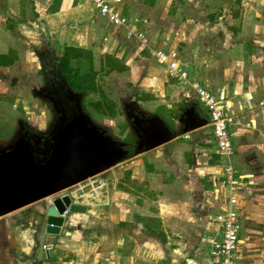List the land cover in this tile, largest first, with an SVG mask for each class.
Listing matches in <instances>:
<instances>
[{"label":"crops","instance_id":"crops-1","mask_svg":"<svg viewBox=\"0 0 264 264\" xmlns=\"http://www.w3.org/2000/svg\"><path fill=\"white\" fill-rule=\"evenodd\" d=\"M33 1L36 13L40 12L39 0ZM108 1L127 19L126 26L113 24L93 4L84 0H46L45 6H50V12L45 15L39 13L40 16H37V20L44 19L45 21L38 22L39 24L36 21L32 23H35L36 28H46L54 35V39L60 41H66L65 33L68 31V27H71L72 40L77 37L83 44H97L99 39L102 47H105L104 50H108L111 45L116 46L120 43L125 47L131 43L133 46L137 41L139 45L143 46V49H149L154 56L152 65L147 59L143 61L145 67L141 65L149 75L141 80V85L149 88L143 90H150L149 92L152 93H145L146 99L154 100L159 96L166 97L168 90L170 91L169 100H157L158 104L167 103L169 107H172V103L176 100L179 103H185L184 105L188 107L194 106L193 102H196L194 119L198 126L192 128L191 124L190 126L183 124L188 133L184 138L189 137L190 133L196 138H201V134L202 136L203 134L209 135H206L205 139L201 141V146L198 144L195 147H189L191 151H187V148L177 149L175 147L174 142L182 135L162 144L164 145L162 149L164 173L160 182L157 180L160 173L152 171L153 167L150 163L146 165L138 160L141 156L148 154L150 152L148 150L130 158L129 160L132 162L126 165L123 171H113L114 179L117 181L116 186H118L121 183L124 170L129 168L132 171V182L137 184L135 186L149 187L152 196L147 194L145 195L147 198H144V193L143 196L133 194L131 197L135 198L133 199L135 204L130 205V194L125 190L115 189L116 195L113 204L116 206V212L105 217L101 241L94 249H83V241L80 244L70 243L73 239L65 237L70 234L66 229L70 228L71 231H74L76 226L67 225L58 235L60 236L59 244L49 243L48 238H44L45 243L40 242L42 249L47 252V258L38 256L39 247H36L32 262L27 260L21 264H210L208 240L210 237L216 236L219 225L215 221V216L226 209L229 193L228 189L221 184L225 178V161L223 162L224 159L218 151L208 109L203 103L198 102L196 91L192 86L175 80L169 74L168 67L158 61L157 51L175 56L171 53L175 49H172L175 43L172 41L170 45L164 44L154 49L147 35L153 30L152 25L156 23L153 21L154 19L149 21L147 26L139 21L136 22L138 14L129 16L124 12L126 3H128L132 6L133 12L136 10L141 12L142 9L150 15L157 7V3L154 4L155 0H143L145 3L141 6L139 0ZM2 8L4 7L0 3V10ZM0 16H3L1 12ZM97 25H100L101 39L96 32ZM213 26L217 35H204L199 39V30L194 34L189 31L188 25H185L186 30L182 31V36L190 43L186 42L181 53L188 59L190 68L195 72L191 75L188 71L190 79H199L213 94L224 98L227 110L239 119V122H235L229 127L231 137L234 136L233 139L231 138L233 142L232 163L233 165L237 164L236 167L234 166L236 178L243 186V190L237 193L238 208L242 214L237 264H264V71L261 64L250 63L247 60V58H251V55L246 49H252V46L255 48V44L249 36L241 32L235 35L236 28L228 27L223 23H213ZM128 28L137 33H145L148 37V44L143 43L138 36L130 35ZM175 33L172 34L175 35ZM212 41L217 52L213 51L210 56L208 50L212 48L210 46ZM195 44L193 50L192 46ZM67 45L73 44L67 43ZM206 45L208 47H205ZM83 46L81 47L85 48ZM124 46H122L123 49ZM216 57H220L221 60L214 61ZM141 66L133 65V79L138 80ZM243 67H251V74L256 75L252 77V80L262 79L260 87H258V83L248 85L247 90H243L238 84L234 87L231 86L235 82L244 83L245 70L242 69ZM150 79L155 80L154 85L149 84ZM181 95L183 97L180 99ZM199 110L208 119L202 118ZM204 142H212L214 148L204 145ZM148 156L154 162L159 160L157 154L149 153ZM213 157L218 162L217 166L211 161ZM129 160H125V162ZM217 170L219 171L218 176L215 173ZM138 172L142 174L140 177ZM209 173L214 175L205 179ZM111 183L109 182L105 187V191L110 189ZM155 192H157L156 195ZM97 194L100 195L99 192ZM136 198H142L144 205L136 204V201L138 202ZM87 213L73 215L74 223L82 219V215H86L84 216L86 219ZM33 231L35 233L37 228L33 227ZM157 232L162 233L165 240L159 237ZM43 234L50 236L49 234L45 235V232ZM43 245H47L49 249H45ZM29 246L28 244V250Z\"/></svg>","mask_w":264,"mask_h":264},{"label":"rangeland","instance_id":"rangeland-1","mask_svg":"<svg viewBox=\"0 0 264 264\" xmlns=\"http://www.w3.org/2000/svg\"><path fill=\"white\" fill-rule=\"evenodd\" d=\"M45 1L39 0L41 5V10L38 12L39 16L41 13L45 15L50 12V6L46 7ZM139 2L140 6L145 3L143 0H139ZM0 3L4 7L0 10L3 15L0 16V53L8 54L13 59V62L7 66H0V151L14 146L22 137L24 129H29L33 133V143L36 146L48 147L49 138L58 126L61 113L54 101L43 95V91L49 87L48 69L50 68L46 65V62L50 59H53V61L58 60L60 62L59 76L68 84L66 76L61 71L62 57L67 43L73 44L71 46L76 45L75 47L79 48L86 45L83 46L84 49L91 51V58L76 59L73 64L83 71L93 69L96 85L95 91L81 92L72 90L68 84L70 90L81 95V105L93 125L107 133L112 139L126 142L131 146L128 147L129 157H126L123 160L124 162H118L111 169L98 174V177L109 178V182H112L110 189L105 191V189L99 188L98 191H95L87 187L86 192L89 194L87 201L91 204L88 212H90L87 213L86 219L84 218L86 215L81 216L82 219L76 222L77 225L74 231H71L70 228L66 229L70 234L65 237H72L73 239L70 243L80 244L83 241V249H94L101 241L102 225L106 219L105 217L116 212V206L113 204L116 195L115 189L125 190L130 194V197L133 194L143 196V193L144 198H147L145 196L147 194L150 197L152 196L149 187L135 186L137 184L132 182V171L129 168L124 170V175L118 186H116L117 181L114 179L113 171H123V168L132 162L129 160L130 157H134L136 151L141 149L136 146L139 135L135 134L136 130L131 120L132 116H129L126 104L131 105L132 111L139 110L138 115L143 113L146 116L159 117L175 137L182 135L174 142L177 149L183 147L187 148V151H191L189 147H195L198 144L201 146V141L209 134H203V136L201 134V138H196L190 133L189 137L184 138L188 134L187 128L181 124L177 117L182 109L186 107L185 103H179L175 100L174 103L171 101L173 106L169 107L167 103L158 104L156 102L157 100H169L170 91L167 90L166 97L159 96L154 100L146 99L145 93H152L149 92L150 90H143L146 87L141 85V80L149 76L145 72L143 61L147 59L152 65L154 56L149 49H143V46L139 45L137 41L133 46H131V43L125 47L120 43L116 46L113 45L114 47L111 45L108 50H104L105 47H102L99 39L97 44H83L77 37L72 40L71 27H68V31L65 33L66 41L56 40L54 35L46 28L42 29L38 26L36 28L35 23H32L34 21L36 23L45 21L44 19L37 20L39 16H36L37 10L36 6H33V0H0ZM156 3L157 7L152 12L150 10V15L142 9L141 12L138 10L133 12L132 6L128 3H126L124 12L129 16L138 14V18L134 16L138 19H135L136 22L139 21L147 26L149 21L154 19L153 21L156 23L152 25L153 30L147 33L154 49L164 44L170 45L173 41L175 46L172 49H175L171 53L181 59L184 64L187 63L185 67L191 75L195 72L190 68L188 59L181 53L187 44L186 42L190 43V41L182 36V31H185V25H188L189 31L194 34L199 30V39L204 35H217L213 23H223L228 27H235V35L241 32L249 36L255 44V48L252 46V49H246L248 54L251 55V58H247V60L250 63L261 64L260 66L264 71V0H155L154 4ZM44 6L45 10L43 9ZM233 24L235 26H232ZM99 27L100 25L95 27L98 36L101 32ZM216 27L220 28L221 26ZM174 32H176L175 35L172 34ZM213 44L212 41L210 44L212 48L208 50L210 56L213 51L217 52ZM122 46H124V49ZM195 46L196 44L192 46L193 50ZM147 50L148 52H146ZM108 56L116 61L117 69H111V65L108 64ZM219 60H221L220 57L214 58V61ZM134 64L144 66H141L138 80L133 79L132 67ZM120 67L124 68L120 69ZM242 69L245 70L244 83L235 82L232 83V87L238 84L240 88L247 90L252 84L258 83V87L262 85V79L252 80V77L256 75L251 74V67H243ZM154 83L155 80L150 79L149 84L154 85ZM181 97L183 96H179L180 99ZM112 104L114 105V112H111L110 109ZM201 106L204 107L203 104ZM199 111L202 118L208 119L201 110ZM236 122H239V119ZM233 137L232 135L231 138L233 139ZM199 140L200 142H198ZM204 143V145L214 148L212 142V144ZM163 147L164 145H161L148 150L149 153L157 154L159 163L151 160L148 156L149 153L138 158L141 163L146 165L150 163L153 167L152 171L160 173L157 176L158 182L162 180L164 173ZM35 156H37L36 152ZM125 160L129 161L125 162ZM211 161L216 166L218 165L214 157ZM234 166L236 167L237 164L234 163ZM215 173L217 176L219 175L218 170ZM137 174L139 177L142 175L139 172ZM211 175L214 174L209 173L205 176V179L211 177ZM146 183L149 184V182ZM78 187V185H75L64 192H75ZM215 192L217 193L216 185ZM156 194L157 192H155ZM54 197L55 195L44 198L0 217V264H21V262L27 260L32 262L36 247H39L37 255L47 258V252L40 245L42 241L45 243L44 238H48L49 243L54 245L60 243L58 240L60 236L55 235L53 237L49 234L48 237L43 234L46 231L47 207ZM133 199L135 198L131 197V200H129L130 205L135 204ZM136 200H138L136 204L144 205L142 198H136ZM33 227L37 228L35 233ZM45 235L48 234L45 233ZM28 244L30 245L29 250L27 249Z\"/></svg>","mask_w":264,"mask_h":264},{"label":"water","instance_id":"water-1","mask_svg":"<svg viewBox=\"0 0 264 264\" xmlns=\"http://www.w3.org/2000/svg\"><path fill=\"white\" fill-rule=\"evenodd\" d=\"M52 74L56 86L51 83L55 87L46 94L61 113L58 128L49 138L44 161L36 158L30 137L22 136L14 146L0 151V217L55 195L47 207L46 232L60 235L65 225L62 214L67 208L72 214H86L89 210L64 191L111 169L127 157V151L91 123L81 106V95L70 90L59 71ZM191 125L198 126L196 119ZM163 127L161 130L154 123L153 141L136 154L175 137L167 126Z\"/></svg>","mask_w":264,"mask_h":264},{"label":"built area","instance_id":"built-area-1","mask_svg":"<svg viewBox=\"0 0 264 264\" xmlns=\"http://www.w3.org/2000/svg\"><path fill=\"white\" fill-rule=\"evenodd\" d=\"M84 1L93 4L113 24L127 25V19L121 15L118 9L112 7L108 0ZM128 33L138 36L143 43L148 44V37L145 33H137L130 28H128ZM156 55L158 61L168 67L169 74L175 80L180 81L184 85H190L195 89L198 101L203 103L208 109L209 120L213 127V135L218 145V151L225 161V178L221 181V184L228 189L229 193L226 209L215 216V221L219 225L216 236L210 237L208 240L210 244V264H237V251L242 229V214L238 208L239 199L237 193L243 190V186L236 178V169L232 163L233 142L229 131L230 125L237 120L236 115L231 114L227 110L224 98L213 94L199 79L191 80L185 68L186 65L179 58L162 51H157ZM108 184V178L96 175L81 182L75 192L69 193L78 203L89 207L91 204L87 201L89 196L86 192L87 187L98 191L99 188L105 189ZM62 215L65 217L64 227L77 225L73 219L75 214H72L69 208ZM45 233L47 232L45 231ZM43 247L49 249L47 245H43Z\"/></svg>","mask_w":264,"mask_h":264},{"label":"flooded vegetation","instance_id":"flooded-vegetation-1","mask_svg":"<svg viewBox=\"0 0 264 264\" xmlns=\"http://www.w3.org/2000/svg\"><path fill=\"white\" fill-rule=\"evenodd\" d=\"M46 65H48L49 68H50V69H48V84H49V87H48V89L43 91V93H44L43 95H45L46 97H49L50 99H52L49 95L46 94V92L50 91L54 85L56 86L55 82L52 81V79L54 78L55 74H52V73H54V70L60 71V62L58 60L53 61V59L52 60L50 59V61L46 62ZM51 83L54 84V85L52 86ZM193 104H194V106L190 105V106L185 107L184 109H182L180 115L178 116V118H179L178 120L181 122L182 125L183 124H187V125L190 126V124H192L193 119L196 116V113H195V110H194L195 109L194 107L196 106V102H194ZM130 107H131L130 104H126V108L128 109L129 116H132L131 120H132L133 126H134V128L136 130L135 134L139 135L138 140L136 141V146H139L140 148H144V147H146L147 144H149V143H151L153 141V136L151 134V128H152L153 124L155 123L158 126V128H160L161 130L165 129L163 127V125L165 126L166 124H164L162 122V120L159 117H156V116L155 117L151 116V115L146 116L143 113H142V115H140L141 113L138 115V113L140 111L137 110V109L135 111L134 110L132 111V108H130ZM154 118H157V119H154ZM58 125H59V123H58ZM57 128H58V126L56 127V129ZM102 132L106 136H109L104 131H102ZM22 136L30 137L31 144H33V147H34L35 152L37 154L36 158L39 159L40 161H44L45 158H46L48 147L44 148V147L39 146V145L36 146L33 143L34 135L29 129H24ZM110 138L112 139V137H110ZM112 140L117 142L121 149L127 151V157H129V149H128V147L130 148L131 146L128 145L126 142H121V141H118L116 139H112Z\"/></svg>","mask_w":264,"mask_h":264},{"label":"trees","instance_id":"trees-1","mask_svg":"<svg viewBox=\"0 0 264 264\" xmlns=\"http://www.w3.org/2000/svg\"><path fill=\"white\" fill-rule=\"evenodd\" d=\"M38 16V13H36ZM91 58L92 54L91 51H88L82 47H75L71 45H66L64 48V55L62 57L61 62V71L66 76L67 82L72 90L81 91V92H89L95 91V73L93 69L89 71H83L81 68L75 66L73 61L80 58ZM109 59V66L111 65V69H117V63L113 60L110 56ZM13 59L8 54H1L0 53V66H7L8 64L12 63ZM124 67H120L123 69ZM111 112H114V105L112 104ZM157 235L165 240V237L162 233L157 232Z\"/></svg>","mask_w":264,"mask_h":264},{"label":"bare ground","instance_id":"bare-ground-1","mask_svg":"<svg viewBox=\"0 0 264 264\" xmlns=\"http://www.w3.org/2000/svg\"><path fill=\"white\" fill-rule=\"evenodd\" d=\"M78 214V213H77Z\"/></svg>","mask_w":264,"mask_h":264}]
</instances>
